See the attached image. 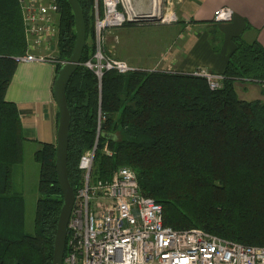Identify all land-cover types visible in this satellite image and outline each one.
<instances>
[{"label": "trees", "instance_id": "obj_1", "mask_svg": "<svg viewBox=\"0 0 264 264\" xmlns=\"http://www.w3.org/2000/svg\"><path fill=\"white\" fill-rule=\"evenodd\" d=\"M79 1L86 44L66 90L72 114L68 175L75 190L80 157L97 142L94 174L109 178L120 166L132 167L142 193L162 204L166 225L264 246V100L241 99L235 88L240 79L263 84L264 46L234 37L216 89L204 76L177 70L113 69L99 78L85 64L95 51L94 0ZM59 4L56 54L67 61L77 36L75 14L69 0ZM26 51L19 0H0V264H53L64 201L56 143L42 142L34 152L40 196L33 232L25 226V198L12 182L29 139L6 93L19 64L15 56ZM54 66L56 77L62 63Z\"/></svg>", "mask_w": 264, "mask_h": 264}, {"label": "built area", "instance_id": "obj_2", "mask_svg": "<svg viewBox=\"0 0 264 264\" xmlns=\"http://www.w3.org/2000/svg\"><path fill=\"white\" fill-rule=\"evenodd\" d=\"M27 51L15 56L20 62L55 64L57 58L59 0H19ZM95 0V51L85 64L99 78L106 70L126 73L137 69L108 54L107 35L127 22L172 24L179 21L173 0H153L139 7L135 0ZM234 10L222 6L214 20L230 21ZM110 33V34H111ZM211 88L222 85V73L196 68ZM264 85V82H263ZM97 142L80 157V184L68 221L64 264H264V246L243 244L212 234L201 227L176 229L164 223L163 206L142 193L136 171L127 165L109 178L94 174ZM109 154L112 152L105 149Z\"/></svg>", "mask_w": 264, "mask_h": 264}, {"label": "crops", "instance_id": "obj_3", "mask_svg": "<svg viewBox=\"0 0 264 264\" xmlns=\"http://www.w3.org/2000/svg\"><path fill=\"white\" fill-rule=\"evenodd\" d=\"M175 1L180 19L172 23L175 29H166L162 44L161 38L136 39L139 45L133 50L141 53L143 68L150 69L159 63L164 70L190 72L204 67L221 73L235 47L234 37L240 35L248 42L258 41L264 46V0ZM222 6L234 10L232 20H214L215 9ZM54 79V64L20 62L6 93L18 105L24 135L37 148L42 142L56 143L60 112L53 94ZM235 88L241 99L264 100L262 83L240 79Z\"/></svg>", "mask_w": 264, "mask_h": 264}, {"label": "rangeland", "instance_id": "obj_4", "mask_svg": "<svg viewBox=\"0 0 264 264\" xmlns=\"http://www.w3.org/2000/svg\"><path fill=\"white\" fill-rule=\"evenodd\" d=\"M151 1L153 0H135L136 4L142 8L148 7ZM173 2L175 7L176 1L173 0ZM98 4H99V11L101 12L103 8V3L102 6H100V0H98ZM94 5H95V0H94ZM93 14L95 17L96 10L94 6H93ZM115 28H118L114 30L115 33L110 32L111 34L109 33L106 38V46L108 48L109 53H111V55H113L114 57L126 60L131 65L139 69H148V68L142 67V65H145V63H143L142 61L143 59H141V55H140L141 53H139V50L137 49L135 51L133 50V48L139 45L136 39H142L145 38L146 36L154 37L156 39L161 38L162 41L160 42L162 44V42L166 40V29L167 30L175 29L173 27V24L152 23L149 21L129 22ZM154 49H156V47ZM154 66L155 67L150 69L161 68V64L159 63ZM36 149H37V144L34 141H26L24 146V160L22 163L14 165L13 175H12L14 190L19 194H22L25 198V202H26L25 226H26V230L29 232L34 231L36 205H37V200L40 196L38 190L40 164L34 158V152Z\"/></svg>", "mask_w": 264, "mask_h": 264}, {"label": "water", "instance_id": "obj_5", "mask_svg": "<svg viewBox=\"0 0 264 264\" xmlns=\"http://www.w3.org/2000/svg\"><path fill=\"white\" fill-rule=\"evenodd\" d=\"M69 2L75 14L77 36L70 58L61 66L53 83V94L60 112L56 138V168L64 197L55 237L53 264H64L68 221L75 200V188L70 183L68 175V148L72 114L68 105L66 90L70 78L81 63L87 36V25L80 1L69 0Z\"/></svg>", "mask_w": 264, "mask_h": 264}]
</instances>
